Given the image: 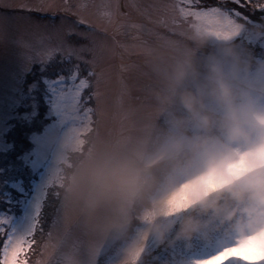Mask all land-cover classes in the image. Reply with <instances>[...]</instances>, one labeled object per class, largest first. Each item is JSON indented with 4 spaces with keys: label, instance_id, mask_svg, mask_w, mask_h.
I'll list each match as a JSON object with an SVG mask.
<instances>
[{
    "label": "clouds",
    "instance_id": "1",
    "mask_svg": "<svg viewBox=\"0 0 264 264\" xmlns=\"http://www.w3.org/2000/svg\"><path fill=\"white\" fill-rule=\"evenodd\" d=\"M241 31L264 40V22ZM141 57L130 92L141 103L124 119L104 108L81 148L66 139L56 155L49 180L70 214L56 229L58 264H79L74 244L112 245L114 264H133L145 240L190 250L220 237L264 250V63L192 30Z\"/></svg>",
    "mask_w": 264,
    "mask_h": 264
},
{
    "label": "rangeland",
    "instance_id": "2",
    "mask_svg": "<svg viewBox=\"0 0 264 264\" xmlns=\"http://www.w3.org/2000/svg\"><path fill=\"white\" fill-rule=\"evenodd\" d=\"M7 2L14 7L0 8V152L8 155L9 168L13 167L14 170L26 174H37L33 194L22 216L11 226V230L22 233L30 227L38 201L42 216L46 196L52 189L48 181L56 155L73 127V121L65 118L61 109L57 107L52 87L55 78L65 71L64 68L71 65H61L59 57L56 56L46 62L39 59H45L52 54L50 36L61 24V17L63 16L69 23L75 22L77 17L59 10H53L55 11L53 15V11L28 12L18 7L19 5L34 6L42 2L62 5L64 0H7ZM101 2L102 0H69L73 10L77 4L92 5ZM170 2L172 0H119L120 11L124 17H117L116 25L120 23L142 25L143 30L140 31L129 28L117 31L116 26L108 25L96 15L95 8L89 7L84 15L99 27L86 38L77 35L69 38L70 43L76 47L88 48L95 45V70L101 78L100 92L103 106L109 113H115L121 119L125 118L130 107L141 103L142 100L140 92L135 91L131 95L130 92L142 82L140 65L143 47L160 37L174 35L159 23L164 15L163 5ZM78 29L81 32L88 31L85 25H79ZM235 42L243 52H247L249 46L254 48L258 46L264 54V40L241 35L235 39ZM83 55L87 59H92L91 53L87 51ZM255 62L264 63V58L259 57ZM84 68L85 66L82 65V75L86 76ZM122 92L125 93L123 103L116 107ZM91 106L95 107V104ZM39 116H41L40 121ZM31 120L42 122L41 130L28 134L30 144L26 150L20 151L14 163L9 156L17 146L12 139V141L8 139L7 135L15 130V127L28 126L26 123ZM15 186L19 188L18 183ZM42 192L46 193V196L41 201ZM34 201V207L31 208L30 204ZM64 210L66 219L59 225L70 219V214L66 209ZM55 219L52 213L36 253L32 258L31 253L28 254L31 264L44 258L41 256V245L48 240V232ZM39 235L36 234L37 237ZM51 243H56L55 229ZM215 244L216 240L204 243L198 250L183 254L186 259L191 260L204 255ZM110 246L106 245V251ZM152 246L153 244L149 242V248ZM114 261L115 256L112 255L105 258L101 264H114Z\"/></svg>",
    "mask_w": 264,
    "mask_h": 264
},
{
    "label": "snow or ice",
    "instance_id": "3",
    "mask_svg": "<svg viewBox=\"0 0 264 264\" xmlns=\"http://www.w3.org/2000/svg\"><path fill=\"white\" fill-rule=\"evenodd\" d=\"M14 5L7 0H0V8H13ZM22 11H53L59 10L66 14L76 16L73 23H69L61 17V24L55 28L50 36L52 41V54L45 59L46 62L59 57L61 65L70 64L65 71L53 81L52 87L56 97L57 107L61 109L65 118L73 121L67 139L74 149L81 148L86 138L96 127L100 117L104 114L102 93L100 92L101 78L96 69V48L76 47L70 43L69 38L73 35L88 37L99 25H94L84 13L89 7L97 10L96 15L108 25L116 26L117 31L122 28L143 30L142 25H116L117 17H124L120 11L119 0H102L100 4H77L75 10L69 0H64L62 5L42 2L34 6L19 5ZM135 7V5H133ZM164 15L159 23L163 24L174 34L183 35L185 30L208 35L216 40H235L242 34L241 24H250L256 21L264 22V0H172L163 5ZM55 15V11H53ZM79 25H85L88 31L81 32ZM151 31V30H149ZM91 53L92 59H87L83 53ZM54 54V55H53ZM82 65L85 66L86 76L82 75ZM122 92L117 100L119 107L124 100ZM95 104V107L91 106ZM48 185L53 189L49 180ZM55 203L51 211L55 215L53 226L49 229L48 240L41 245V256L35 264H58L57 256L59 244L51 243L53 229L66 219V213L59 202V193L53 191ZM46 193H41L42 201ZM8 220L0 217V264H31L28 254L33 251V245L37 244L36 234L44 235V223L41 219L40 201L37 202L36 210L30 227L17 233L10 230ZM211 240H209L210 242ZM149 242L145 240V248L137 251L133 257V264H211L213 259H221L223 264H264V250L248 247L238 243L216 238V244L206 253L197 258L188 260L183 251L173 247L157 250L154 245L149 248ZM106 252V245L100 244L91 249L74 244L71 249V258L78 259L79 264H100L102 256Z\"/></svg>",
    "mask_w": 264,
    "mask_h": 264
},
{
    "label": "trees",
    "instance_id": "4",
    "mask_svg": "<svg viewBox=\"0 0 264 264\" xmlns=\"http://www.w3.org/2000/svg\"><path fill=\"white\" fill-rule=\"evenodd\" d=\"M247 49L248 50L246 53L250 54L251 58L254 61H256V59L259 57L261 59L264 58V54L261 52V49L258 46L256 48L249 46V48ZM39 118L40 121L41 116H39ZM22 125H25V123H22ZM26 125L28 126H23L20 128L15 127V130L10 131L7 135L8 139L10 138V141L13 140V143L17 146L16 150L9 156L12 161H14V163H16L17 161L15 157L20 155V151L22 152L26 150L28 145L30 144L27 138L28 134L32 133L33 131H40L42 122L31 120L28 124L26 123ZM7 156L8 155L0 152V217L6 218L8 220L7 226L11 230L13 222L22 216L23 211L33 194L35 182L37 181V174H26L23 171L14 170L13 167L9 168L8 161L10 159ZM16 183H18L21 190L19 188H16ZM53 191L54 190L51 189V191L47 194L45 199L46 204L42 211L41 219L44 223V231L46 230L53 213L51 211L55 203V197L52 195ZM41 238V235H39L38 237L36 236L37 244L33 245V251L30 254L32 255L31 258L36 253ZM2 239L3 238H0V244H2ZM215 240L216 238H213L210 242H214ZM210 242L208 241L205 243ZM201 244L204 243L196 241L190 250H185L180 245L175 246V248L183 252H193L198 250ZM161 249L165 248H160L159 250ZM113 252L114 249L111 245L110 248L102 256L100 264L104 261L105 258L112 256Z\"/></svg>",
    "mask_w": 264,
    "mask_h": 264
},
{
    "label": "bare ground",
    "instance_id": "5",
    "mask_svg": "<svg viewBox=\"0 0 264 264\" xmlns=\"http://www.w3.org/2000/svg\"><path fill=\"white\" fill-rule=\"evenodd\" d=\"M37 191H39V188L37 189ZM37 191H36V192H37ZM35 194H36V193H35ZM37 194H38V193H37ZM35 196H36V195H35ZM37 197H38V195H37ZM34 203H35V201H34L32 204H30V207H31V208L34 207Z\"/></svg>",
    "mask_w": 264,
    "mask_h": 264
}]
</instances>
